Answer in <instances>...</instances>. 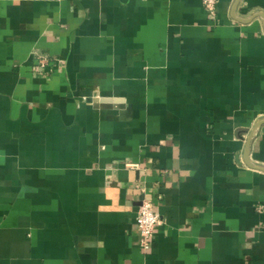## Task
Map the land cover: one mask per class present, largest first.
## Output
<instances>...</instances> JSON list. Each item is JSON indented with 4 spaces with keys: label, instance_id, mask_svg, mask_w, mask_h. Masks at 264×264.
Returning a JSON list of instances; mask_svg holds the SVG:
<instances>
[{
    "label": "crops",
    "instance_id": "crops-1",
    "mask_svg": "<svg viewBox=\"0 0 264 264\" xmlns=\"http://www.w3.org/2000/svg\"><path fill=\"white\" fill-rule=\"evenodd\" d=\"M263 121L264 0H0V264H264Z\"/></svg>",
    "mask_w": 264,
    "mask_h": 264
},
{
    "label": "built area",
    "instance_id": "built-area-1",
    "mask_svg": "<svg viewBox=\"0 0 264 264\" xmlns=\"http://www.w3.org/2000/svg\"><path fill=\"white\" fill-rule=\"evenodd\" d=\"M203 4L210 14L215 15L217 13L218 0H203ZM162 222V216L156 210L153 201L144 196L137 213L140 244L144 251L147 252L151 249L156 230Z\"/></svg>",
    "mask_w": 264,
    "mask_h": 264
},
{
    "label": "water",
    "instance_id": "water-1",
    "mask_svg": "<svg viewBox=\"0 0 264 264\" xmlns=\"http://www.w3.org/2000/svg\"><path fill=\"white\" fill-rule=\"evenodd\" d=\"M263 122H264V121H263ZM263 169H264V168H263ZM140 203H141V202H140ZM140 203H139V204H140Z\"/></svg>",
    "mask_w": 264,
    "mask_h": 264
}]
</instances>
